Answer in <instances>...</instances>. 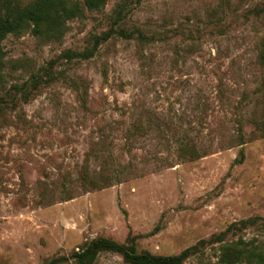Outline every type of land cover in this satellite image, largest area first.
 <instances>
[{"label":"rangeland","instance_id":"1","mask_svg":"<svg viewBox=\"0 0 264 264\" xmlns=\"http://www.w3.org/2000/svg\"><path fill=\"white\" fill-rule=\"evenodd\" d=\"M72 1L61 39L0 42V264H79L99 238L198 244L185 264L264 253V0Z\"/></svg>","mask_w":264,"mask_h":264},{"label":"trees","instance_id":"2","mask_svg":"<svg viewBox=\"0 0 264 264\" xmlns=\"http://www.w3.org/2000/svg\"><path fill=\"white\" fill-rule=\"evenodd\" d=\"M24 0H0V42L7 35L21 34L31 31L37 37L52 40L61 39L67 29V22L81 13L80 7L72 0H33L27 4ZM108 0H84L88 9L97 10L105 6ZM121 12V11H120ZM257 14L264 12V3L261 7H256ZM108 31L102 37L97 38L93 48H86L83 51L76 52L67 50L65 55L68 59L74 57L90 58L95 54L96 49L103 42L112 36ZM4 54L0 49V86L4 81L3 69L5 61ZM262 59L264 60V49L262 50ZM52 66L46 70V75L52 78ZM32 85L28 82L29 87L37 88L41 85V75L32 77ZM28 87V88H29ZM27 86H23V91ZM251 221V220H250ZM200 242H203L201 240ZM101 251H114L119 253L129 264H185V261L199 252V245L190 246L179 254L162 256L154 255L150 252H138L134 243L129 245L119 244L106 238H99L86 244L73 258L79 264H93ZM230 252L224 253V257H233L236 260L244 259L247 264H264V253L254 250H243L230 248ZM58 259L51 260L48 264H57Z\"/></svg>","mask_w":264,"mask_h":264}]
</instances>
